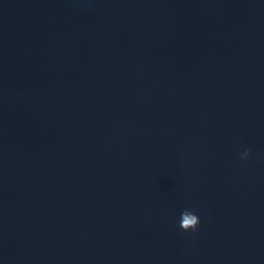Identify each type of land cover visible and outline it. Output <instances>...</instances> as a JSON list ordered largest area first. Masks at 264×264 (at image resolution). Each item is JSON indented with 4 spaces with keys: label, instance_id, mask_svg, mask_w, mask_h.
<instances>
[{
    "label": "water",
    "instance_id": "95a60500",
    "mask_svg": "<svg viewBox=\"0 0 264 264\" xmlns=\"http://www.w3.org/2000/svg\"><path fill=\"white\" fill-rule=\"evenodd\" d=\"M0 264H264V0H0Z\"/></svg>",
    "mask_w": 264,
    "mask_h": 264
},
{
    "label": "clouds",
    "instance_id": "9594fccd",
    "mask_svg": "<svg viewBox=\"0 0 264 264\" xmlns=\"http://www.w3.org/2000/svg\"><path fill=\"white\" fill-rule=\"evenodd\" d=\"M251 155V149H245V151L241 155V160L246 161ZM180 222L179 227L184 231H192L195 232L199 225L200 219L199 217L189 209H185L180 214Z\"/></svg>",
    "mask_w": 264,
    "mask_h": 264
}]
</instances>
